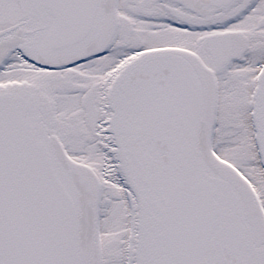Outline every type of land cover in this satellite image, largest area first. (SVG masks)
Masks as SVG:
<instances>
[{
    "label": "snow or ice",
    "instance_id": "6c2138e0",
    "mask_svg": "<svg viewBox=\"0 0 264 264\" xmlns=\"http://www.w3.org/2000/svg\"><path fill=\"white\" fill-rule=\"evenodd\" d=\"M0 264H264V0H0Z\"/></svg>",
    "mask_w": 264,
    "mask_h": 264
}]
</instances>
